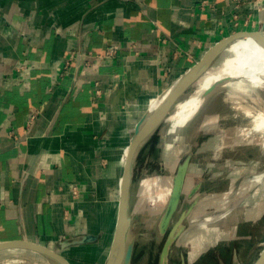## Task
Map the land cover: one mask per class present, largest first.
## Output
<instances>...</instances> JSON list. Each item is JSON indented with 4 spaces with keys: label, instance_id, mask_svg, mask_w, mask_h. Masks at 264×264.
<instances>
[{
    "label": "crops",
    "instance_id": "1",
    "mask_svg": "<svg viewBox=\"0 0 264 264\" xmlns=\"http://www.w3.org/2000/svg\"><path fill=\"white\" fill-rule=\"evenodd\" d=\"M254 31L264 0H0V245L105 264L140 118L210 47ZM0 264L52 263L9 248Z\"/></svg>",
    "mask_w": 264,
    "mask_h": 264
},
{
    "label": "rangeland",
    "instance_id": "2",
    "mask_svg": "<svg viewBox=\"0 0 264 264\" xmlns=\"http://www.w3.org/2000/svg\"><path fill=\"white\" fill-rule=\"evenodd\" d=\"M232 55L231 51L224 53L216 61L213 69L226 68ZM229 84L200 100L204 102V107L199 106L195 115L188 120V123L193 122V131L196 132L192 133L189 142L172 164L167 162V156L169 142L176 128L173 117L169 116L143 148L136 169L132 196V217L137 236L133 264H157L165 239L159 225L167 204L159 202L155 208L151 206L144 181L157 180L158 186H153L152 192L158 188L166 192L173 184L178 165L188 155L191 157V163L183 193L184 202L189 201L190 189L199 179L203 180V190L207 195L195 215L189 218L187 230L175 244L171 253V264H181L182 254L186 257V264H217L213 259L214 255L218 256L219 246L230 240L235 241L244 251L241 261H237L236 264L251 263L249 260L251 257H254L252 263L257 264L262 257L261 254L264 253L262 227L253 230L254 237L250 245L235 236L238 226L254 225L264 221V154L241 138L239 121L233 117L235 112L229 104L222 102V96ZM260 88L264 94V86ZM195 89L194 86L177 103L174 111L187 104L194 96ZM209 212L215 214L206 218V213ZM222 217H227L231 221L228 233L220 235L221 237L219 234H213L211 238H208V235L206 238L202 236L198 238L200 243L197 244V234L206 231L205 228L210 226L211 222L215 224V220ZM243 229L251 232L248 227ZM216 232H219V228H216ZM203 233L206 235V232ZM143 239L148 243L146 247L140 245ZM206 240H209V243ZM193 250L196 251L195 254L192 253ZM207 255L211 257L207 259L205 257ZM219 259L220 264H232L231 260L225 263L220 257Z\"/></svg>",
    "mask_w": 264,
    "mask_h": 264
},
{
    "label": "water",
    "instance_id": "3",
    "mask_svg": "<svg viewBox=\"0 0 264 264\" xmlns=\"http://www.w3.org/2000/svg\"><path fill=\"white\" fill-rule=\"evenodd\" d=\"M244 40H252L255 43L264 46V31L239 32L226 37L210 47L194 66L177 77L150 103L147 110L140 118L129 145L124 165L118 219L111 250L105 264H133L137 237L134 233L135 223L132 217V196L136 169L143 148L156 131L167 121L177 103L207 72H209V70L213 68L216 61L224 53L228 52L235 44ZM235 81H237L236 78L228 79V81L223 83V85H220V89L226 84L233 83ZM216 90L217 88L208 92L207 95L217 92ZM190 163L191 157L188 155L178 165L177 171L173 177L172 191L166 205V209L161 216L159 225L160 232L163 235H166L167 232L168 234L159 252L157 264H170L172 249L185 232L187 219L197 201L196 200L195 203L187 207L182 213H180V215H178V209L183 196ZM200 185L201 184H198L191 191L189 199H191L199 190ZM93 240L94 237L83 236L74 239L71 242L63 243L61 246L65 248L70 245L87 244ZM9 248H19L39 253L47 258V260L52 264H70L67 259L58 253L59 250H51L35 243L19 241L0 245V251ZM182 261V264H186L184 255H182ZM257 264H264V253Z\"/></svg>",
    "mask_w": 264,
    "mask_h": 264
},
{
    "label": "bare ground",
    "instance_id": "4",
    "mask_svg": "<svg viewBox=\"0 0 264 264\" xmlns=\"http://www.w3.org/2000/svg\"><path fill=\"white\" fill-rule=\"evenodd\" d=\"M240 46H248V48L234 53L231 59L228 60L226 68L217 70L212 68L195 84L196 88H198L196 89L198 92L203 87L205 89L197 99L196 103L193 105L192 109H190L187 117L180 124L179 128L173 135V138L169 142L170 149L167 156L168 163L172 164L173 160L179 154H181L185 144L189 142L192 133L196 132L193 131V122L188 123V120L195 115L194 113L199 106L202 108L204 102H200V100L206 96L208 92L213 91L216 88V91H219L221 87L220 85H223V83L228 81L230 78H236L237 81L229 84L228 89L222 96V102L229 104L235 112L233 117L237 118L239 121V130L242 133L241 138L257 147L258 150L264 154V94L263 90L260 88V86H264V46L255 43L252 40H244L235 44L229 51L236 50L237 47ZM258 47H263V49L258 50ZM212 97L213 96H211V98ZM210 136L212 137V135ZM145 185L147 186V194L151 206L155 208L158 206L159 202H162L163 204L168 203L173 184L166 192H163L161 188H158V190L152 192V187L158 186L157 180H153L151 182L149 179H147ZM214 223L215 224H212L211 222V225L205 228L206 231L203 232H206V235H204L203 232H199L197 234V244L200 243L198 238H202V236H204L203 238H206L207 235L209 236L208 238H211L213 234H219V236H223L228 233L231 227V221L227 217H222L219 220H215ZM216 228H219V232H216ZM206 241L209 243V240ZM140 245L141 247H146L148 243L143 239L140 241ZM194 250L192 253L195 254L196 251Z\"/></svg>",
    "mask_w": 264,
    "mask_h": 264
},
{
    "label": "flooded vegetation",
    "instance_id": "5",
    "mask_svg": "<svg viewBox=\"0 0 264 264\" xmlns=\"http://www.w3.org/2000/svg\"><path fill=\"white\" fill-rule=\"evenodd\" d=\"M187 179H188V174H187V177H186V181H185V184H186V182H187ZM198 184H201L200 185V188H199V190L194 194V196L191 198V199H189V201H186V202H184V198H183V196H182V198H181V203H180V206H179V209H178V213L180 212V210H181V208H182V211L180 212V213H182L187 207H189L190 205H192L193 203H195V201H196V203H195V206L193 207V209H192V211H191V213L189 214V217H188V219H187V223H188V220H189V218L190 217H193L194 215H195V213H196V210H198V207L201 205V202L203 201V199L205 198V196L207 195V194H205V192H204V190H203V185H204V182H203V180H201V179H199V180H197L194 184H193V186L191 187V189H190V192H189V194L191 193V191L198 185ZM184 188H185V186H184ZM184 193V192H183ZM210 193V192H209ZM215 193V192H214ZM215 213H213V212H209V213H206V218L207 217H211V216H213ZM178 215H180V214H178ZM220 219V218H219ZM240 227V228H239ZM250 228L251 229V232L249 233V232H247V231H244V229L243 228ZM261 228L262 227V229L264 230V221H261V223H256V224H252V225H248V226H244V225H241V226H238V228H237V230H236V234H235V236L237 237V238H239V240H245L246 241V243H247V245H250L251 244V241L253 240V237H254V233H253V230L255 229V228ZM187 230V224H186V229H185V231ZM246 232V233H245ZM185 233V232H184ZM183 233V234H184ZM237 233H238V235H237ZM167 234H168V232H167ZM167 234L165 235V238H166V236H167ZM182 234V235H183ZM182 237V236H181ZM180 237V238H181ZM164 241H165V239H164ZM164 243V242H163ZM177 243V242H176ZM175 246V245H174ZM247 247V246H246ZM174 248V247H173ZM241 248V249H240ZM136 250V249H135ZM173 250V249H172ZM247 250H245V252H246ZM219 253H218V256H216V255H214V257H213V259L214 260H216V263L217 264H220L219 263V261H220V259H219V257L223 260V262H225V263H228V261H230L231 260V262H232V264H236V262L237 261H241V259H242V254H243V252L244 251H242V247L241 246H238V244L237 243H235V241H229V242H225L224 244H221L220 246H219V251H218ZM172 253V252H171ZM208 254V253H207ZM235 254H236V257H235ZM183 255V254H182ZM182 255H181V262H183L182 261ZM207 258L209 257H211V256H206ZM184 258H185V263H186V257H185V255H184ZM201 258V257H200ZM171 256H170V264H171ZM250 262L251 263H248V264H253L252 262H253V260H254V257H251L250 259ZM182 264V263H181Z\"/></svg>",
    "mask_w": 264,
    "mask_h": 264
},
{
    "label": "built area",
    "instance_id": "6",
    "mask_svg": "<svg viewBox=\"0 0 264 264\" xmlns=\"http://www.w3.org/2000/svg\"><path fill=\"white\" fill-rule=\"evenodd\" d=\"M116 49H117V47H113V48L111 49V53L114 54L115 51H116ZM75 191H77V190L75 189Z\"/></svg>",
    "mask_w": 264,
    "mask_h": 264
}]
</instances>
